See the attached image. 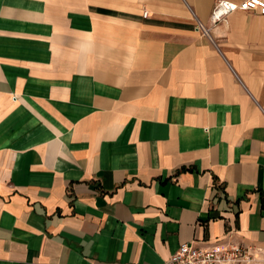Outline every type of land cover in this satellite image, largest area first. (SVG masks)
Listing matches in <instances>:
<instances>
[{"label":"crops","instance_id":"obj_1","mask_svg":"<svg viewBox=\"0 0 264 264\" xmlns=\"http://www.w3.org/2000/svg\"><path fill=\"white\" fill-rule=\"evenodd\" d=\"M214 1L0 0V264L264 246V15Z\"/></svg>","mask_w":264,"mask_h":264},{"label":"built area","instance_id":"obj_2","mask_svg":"<svg viewBox=\"0 0 264 264\" xmlns=\"http://www.w3.org/2000/svg\"><path fill=\"white\" fill-rule=\"evenodd\" d=\"M195 27L202 36L210 41V30L217 23L235 11H251L264 15V0H215L209 15V24L205 25L188 7ZM147 12H143L146 16ZM250 255L247 246L233 242L217 243L212 246H196L192 242H183L167 258L156 264H248Z\"/></svg>","mask_w":264,"mask_h":264},{"label":"rangeland","instance_id":"obj_3","mask_svg":"<svg viewBox=\"0 0 264 264\" xmlns=\"http://www.w3.org/2000/svg\"><path fill=\"white\" fill-rule=\"evenodd\" d=\"M247 248L250 255L248 264H264V246L253 245Z\"/></svg>","mask_w":264,"mask_h":264}]
</instances>
